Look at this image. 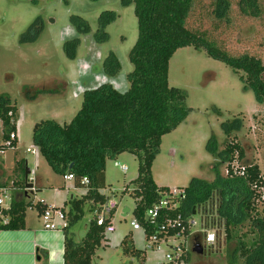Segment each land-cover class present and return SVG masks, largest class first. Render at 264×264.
Segmentation results:
<instances>
[{"label":"rangeland","instance_id":"rangeland-1","mask_svg":"<svg viewBox=\"0 0 264 264\" xmlns=\"http://www.w3.org/2000/svg\"><path fill=\"white\" fill-rule=\"evenodd\" d=\"M125 1L0 0V95L8 96L17 110L14 122L16 145L0 155L2 177L6 179L0 184V189H12V181L22 177V166L25 165L30 172L28 184L34 185L35 180L41 178L47 185L59 184L58 190L67 192L69 187L67 198L80 197L83 188L63 182L33 146L32 127L40 121L70 122L80 109L86 90L103 84L110 85L119 93L128 89L126 76L132 70L128 52L137 38V23L132 3ZM227 1L226 16L223 14L217 18L213 14L214 0H195L186 27L214 42L230 56L248 55L264 64V0H257L258 11L252 16L240 12V0ZM102 13H106L108 21L104 34L98 35L97 22ZM76 19L81 20L82 27L87 26L88 30L80 31ZM73 41H76V46L71 48ZM65 45L70 49L66 50ZM109 53L119 64L118 73L112 76L104 73L102 67ZM239 74L191 47L180 48L171 56L168 86L185 94V105L190 112L179 126L161 138L151 167V177L157 187L184 189L191 178L212 180L213 160L206 144L213 137L217 151H221L224 142L222 124L236 120L239 126L232 135L242 147L245 161L257 165L264 179V103H257L252 91L243 89ZM47 81L49 84L42 86L52 88L50 81H58L55 89L60 92H38L33 99L26 97L32 96L34 90L24 91L25 86L36 87ZM114 163L125 166L126 172L122 173ZM137 166L136 159L127 152L106 160L105 188L102 191L117 204L110 219L114 231L105 234V241L95 251L91 264H138L119 246L126 235L134 249L142 253L144 260L141 264H164V254L169 252L166 246L171 245L172 240L148 249L143 231L132 230L130 226L135 218L130 182L137 176ZM225 168L224 165L219 167L222 177L226 175ZM51 190L49 187L41 196L28 194L25 200L34 204L41 197L51 199ZM7 193L10 194L9 191ZM55 194L59 203L65 192ZM8 203L3 200L1 206ZM125 207L129 212L123 217L122 209ZM256 207L255 217L264 221V200ZM25 213L35 218L33 207H27ZM90 217L85 206L81 219L71 229L75 241L83 236ZM199 218L193 216L195 221ZM251 231L252 227L245 224L239 229L238 236L245 235L242 239L247 241L254 235ZM238 247L237 238L232 239L220 257L192 253L189 264L198 261L204 264H241Z\"/></svg>","mask_w":264,"mask_h":264},{"label":"trees","instance_id":"trees-1","mask_svg":"<svg viewBox=\"0 0 264 264\" xmlns=\"http://www.w3.org/2000/svg\"><path fill=\"white\" fill-rule=\"evenodd\" d=\"M130 2L137 23V38L128 52V60L132 65L131 72L126 76L128 89L119 93L110 85L103 84L86 90L82 95L80 109L70 122L40 121L32 127V144L48 167L60 177L72 174L74 185L85 190L80 198H70L65 207L61 208L67 222V227L62 230L65 236L63 264H91L95 251L105 241V225L98 226L95 215L106 199L100 191L105 188L107 159L124 152L136 159L137 176L130 182V194L135 201L133 214L143 226L144 210L156 201L161 191L166 190L154 184L151 177L152 163L158 153L161 138L179 126L190 112L185 105V94L177 88L169 87L167 83L168 61L175 51L191 47L203 51L208 58L222 62L235 74L240 73L238 78L243 89L252 91L257 103H264V64L248 55L230 56L214 42L186 27L195 0ZM238 5L240 12L249 16L258 11L257 0H240ZM214 7L213 14L218 18L223 14L226 16L229 4L227 0H214ZM105 17L106 13L98 17V35L104 34L103 29L108 21V17ZM76 20L80 31L88 30L87 26L82 27L81 20ZM96 39L101 41L99 36ZM71 46L75 47L76 41ZM65 49L69 50L70 46L65 45ZM102 67L104 73L110 76L119 71V64L112 53L106 56ZM47 84L48 81L36 87L25 86L24 91L34 90L32 96H25L28 99L35 98L38 87ZM16 113L10 98L0 95V122L7 131H15ZM238 126L237 120L222 124L224 142L221 151H217L216 142L210 137L206 150L213 160V178L210 181L191 178L183 189L185 197L179 212L189 216L195 205L205 202L213 194L217 195L219 216L225 220V246L237 238L241 264H264V221L255 217L257 203L264 200V179L257 165L245 161L244 151L232 135ZM233 162L238 163L236 172L239 174L233 172L230 166ZM220 165L226 166L224 177L219 173ZM22 172L18 180L20 184L24 180L25 166H22ZM82 179L88 180L89 184L81 185ZM85 206L91 217L83 236L75 241L69 230L81 219ZM27 207H33L38 214L45 208L40 202L32 204L22 199H12L1 209L7 222H0V230L24 229ZM245 224L252 227L251 232L254 234L247 241L242 239L245 235L238 236L239 229ZM146 236L147 232H144ZM119 246L124 254L133 256L138 264L143 262L142 253L134 249L129 236L126 235ZM196 264L204 263L198 261Z\"/></svg>","mask_w":264,"mask_h":264},{"label":"built area","instance_id":"built-area-1","mask_svg":"<svg viewBox=\"0 0 264 264\" xmlns=\"http://www.w3.org/2000/svg\"><path fill=\"white\" fill-rule=\"evenodd\" d=\"M7 128L0 122V155L16 145L15 131H7ZM32 151L31 153H33ZM122 173L127 168L114 163ZM234 173L239 168L236 162L231 163ZM242 173V168L240 169ZM239 174V173H238ZM63 181H73L72 174L62 176ZM81 185L87 186L88 180L82 179ZM105 202L99 212L95 215L98 226H104V235L114 231L111 224V216L117 208V204L109 199L106 193ZM156 201L143 212V224L136 217L130 222L132 230L141 229L147 232L145 240L146 248L152 249L161 242L172 240V244L166 246L168 253L164 254V264H189V257L194 246L201 248V254L219 257L225 247V220L219 216V198L213 194L205 202L197 204L191 209L189 216H184L179 212L182 201L185 197L183 189H167L158 194ZM3 200L11 201L7 190L0 189V222L6 224L7 220L3 217L1 209ZM9 204V203H8ZM194 213V214H192ZM199 216V221H195L193 216ZM44 230L62 231L67 227L65 213L61 208L48 206L40 214ZM150 228V229H149ZM195 254V253H193Z\"/></svg>","mask_w":264,"mask_h":264},{"label":"crops","instance_id":"crops-1","mask_svg":"<svg viewBox=\"0 0 264 264\" xmlns=\"http://www.w3.org/2000/svg\"><path fill=\"white\" fill-rule=\"evenodd\" d=\"M17 161L20 162V160ZM2 175L4 174L0 166V184H3L6 181ZM29 182V179H27V183ZM63 182H71L72 185L76 187L73 181ZM15 183H17V185H15ZM12 184L13 188L7 190L10 193L11 200L22 199L26 202L25 198L28 197V194L32 196L34 194H38L41 196L46 190H48L49 187L52 188L51 191L53 193V197L51 199H45L41 197V199L37 200L36 202H40L45 207L53 206L62 208L65 207V204L70 198H73V196L67 198L69 187L67 188V192L58 190L59 184L47 185L42 181L41 178L39 181L35 180V184L30 188L25 186L24 180L22 184L13 180ZM56 192H65V194L62 196V200H60L59 203L56 202L58 199V195L55 194ZM84 193L85 190L83 189L80 197ZM39 216L40 214L37 212L35 218L28 216V214L25 213L24 229L14 231L0 230V264H63V245L65 237L63 231L44 230L43 223ZM69 234L71 237L73 236L71 230H69Z\"/></svg>","mask_w":264,"mask_h":264},{"label":"water","instance_id":"water-1","mask_svg":"<svg viewBox=\"0 0 264 264\" xmlns=\"http://www.w3.org/2000/svg\"><path fill=\"white\" fill-rule=\"evenodd\" d=\"M28 175H29V171L26 169L25 175H24V182H25V186L27 188H30L32 185L27 183ZM128 212H129L128 208H126V207L123 208L122 209V216L124 217ZM192 214H194V213H192ZM192 252L195 254H201L202 253L201 248L198 245L193 247Z\"/></svg>","mask_w":264,"mask_h":264},{"label":"flooded vegetation","instance_id":"flooded-vegetation-1","mask_svg":"<svg viewBox=\"0 0 264 264\" xmlns=\"http://www.w3.org/2000/svg\"><path fill=\"white\" fill-rule=\"evenodd\" d=\"M52 83V85H53V87L52 88H50V87H44V86H40V87H38V89H37V91L38 92H47V91H51V92H55V93H59L60 91H59V89H55L56 87H57V85L56 84H58L59 82L58 81H56V83L54 82V81H51ZM63 85V84H62ZM62 85L60 86V89L62 90Z\"/></svg>","mask_w":264,"mask_h":264}]
</instances>
